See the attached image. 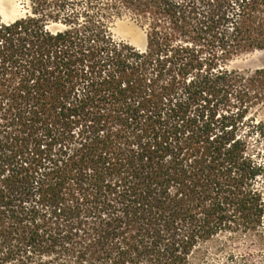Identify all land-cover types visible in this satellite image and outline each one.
Here are the masks:
<instances>
[{
	"label": "trees",
	"instance_id": "obj_1",
	"mask_svg": "<svg viewBox=\"0 0 264 264\" xmlns=\"http://www.w3.org/2000/svg\"><path fill=\"white\" fill-rule=\"evenodd\" d=\"M126 9L146 45L115 41ZM0 20V264H191L264 229V0H37ZM50 22L63 29L51 31Z\"/></svg>",
	"mask_w": 264,
	"mask_h": 264
},
{
	"label": "rangeland",
	"instance_id": "obj_2",
	"mask_svg": "<svg viewBox=\"0 0 264 264\" xmlns=\"http://www.w3.org/2000/svg\"><path fill=\"white\" fill-rule=\"evenodd\" d=\"M37 0H0V20L8 23L33 15ZM105 21L112 38L126 42L137 49L146 45V25L139 23L133 12L126 9L120 15L105 13ZM46 28L63 29L61 23L50 22ZM264 66V52H243L233 56L225 65L229 70H254ZM252 114L264 123V104L254 108ZM264 160V139L256 143ZM264 222V219H263ZM191 264H264V229L256 236L237 237L221 234L199 246L191 255Z\"/></svg>",
	"mask_w": 264,
	"mask_h": 264
}]
</instances>
